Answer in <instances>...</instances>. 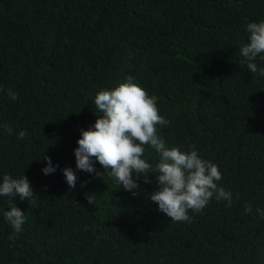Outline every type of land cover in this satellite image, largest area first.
Instances as JSON below:
<instances>
[{"label": "trees", "instance_id": "16d2710c", "mask_svg": "<svg viewBox=\"0 0 264 264\" xmlns=\"http://www.w3.org/2000/svg\"><path fill=\"white\" fill-rule=\"evenodd\" d=\"M261 20L264 0H0V183L25 175L36 194L0 196V264H264V77L240 55ZM128 76L158 98L166 145L218 166L231 206L214 195L173 222L150 199L154 172L133 174V195L98 162L102 176L76 168L95 95ZM45 157L59 166L49 175ZM143 158L158 162L148 146Z\"/></svg>", "mask_w": 264, "mask_h": 264}, {"label": "clouds", "instance_id": "9594fccd", "mask_svg": "<svg viewBox=\"0 0 264 264\" xmlns=\"http://www.w3.org/2000/svg\"><path fill=\"white\" fill-rule=\"evenodd\" d=\"M246 31L248 42L240 48L241 63L246 64L251 73L264 77V67L258 68L254 62L257 57L264 59V20L248 23ZM10 95L16 99V95ZM157 99L150 96L132 76L112 89L98 91L94 104L101 115L88 130H81L78 147L74 150L76 168L102 176L95 167L98 162L110 177L133 195L138 188L133 174L138 179L150 171L154 172L158 190L150 194V199L173 222H190L189 211H203L214 195L217 200H226L231 206L232 193L217 184L222 179L217 165L201 158L195 146L189 152L177 147L169 148L158 135L157 126H166L168 121L159 114ZM5 130L11 133L7 125ZM24 136L23 131L18 134L20 139ZM145 146L155 150L158 156L154 168L143 158ZM45 160L47 166L42 169L43 174L54 173L59 166L53 167L49 157ZM62 172L69 187L74 189L78 179L74 171L65 168ZM35 195L25 175L18 179L5 175L0 183V196H19L21 201H28ZM94 196L86 194L88 203H94ZM244 207L246 214L253 210L251 205ZM256 212L264 218V210L256 209ZM3 216L14 233L22 231L26 222L24 212L11 206ZM13 239L9 236V240Z\"/></svg>", "mask_w": 264, "mask_h": 264}]
</instances>
